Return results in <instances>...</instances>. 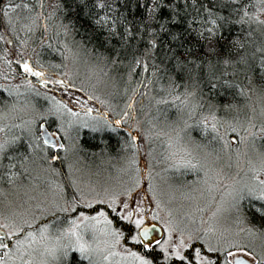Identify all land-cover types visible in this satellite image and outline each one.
Returning <instances> with one entry per match:
<instances>
[{"label": "snow or ice", "instance_id": "6c2138e0", "mask_svg": "<svg viewBox=\"0 0 264 264\" xmlns=\"http://www.w3.org/2000/svg\"><path fill=\"white\" fill-rule=\"evenodd\" d=\"M0 63L14 73L4 81H19L0 83V121L19 120L10 98L21 86L32 109L0 122V172L8 183L36 162L50 173L39 198L0 212V264H264V157L244 183L219 172L211 182L192 135L224 147L264 138V121L225 119L210 103L264 83V0H0ZM118 95L123 106L111 103ZM137 97H151L155 116L137 119ZM85 136L115 152L121 179L83 186L68 165L61 182L69 139ZM160 164L205 171L199 195L220 197L206 219L199 207L200 219L161 214ZM224 211L245 227L215 223Z\"/></svg>", "mask_w": 264, "mask_h": 264}, {"label": "rangeland", "instance_id": "374dc122", "mask_svg": "<svg viewBox=\"0 0 264 264\" xmlns=\"http://www.w3.org/2000/svg\"><path fill=\"white\" fill-rule=\"evenodd\" d=\"M52 0H50L51 2ZM0 63V69L3 66V69L0 70V74L14 75L10 72L9 68L4 64ZM80 73L86 78L87 71L83 65L79 68ZM35 82V77H30ZM15 81H4L2 76H0V83H17ZM123 87V84L120 85ZM104 92H111L110 88L103 89ZM20 97H11L12 99H17L14 102L17 104L16 110L13 113L14 117H19V120H8L0 121L5 122L11 125L12 123H19L20 120H25L32 114V109L25 106V99L29 98L28 94L23 91V86H21ZM126 97L116 96L111 103L113 105L123 106ZM248 102L243 106H234L232 110H228L225 114L218 115L225 119H232L233 117L239 116L243 119L246 115L253 118V123L257 127L261 126V121H264V91L258 90L252 95V98L248 97ZM12 101V100H11ZM13 102V101H12ZM35 103V101H32ZM90 106L94 108L96 105L89 102ZM144 108L141 110L140 104H137L136 112L137 119L146 121L148 116H155V113H149L145 109V104L149 107L151 106V97L144 102ZM7 105L0 107V111H4ZM254 109V112L251 111ZM103 110V108H101ZM173 114H177L174 112ZM91 119V117H86ZM254 131V129H249V132ZM193 135V133H192ZM3 138V134H0V139ZM257 138L259 141L253 140L251 136L245 134V139L239 144H232L229 147H224L223 143L221 150H209L202 142L195 138L196 144L198 147L196 151L199 154L201 164L203 169L206 170L209 176L212 177L211 182H216L215 173L219 172L228 181H236L239 183L246 182L252 175L251 168L260 167V160L264 157V138L261 139V134L257 133ZM69 151L67 153V159L64 161L65 167L62 169L64 175L60 177L61 182L65 180V177L69 173L70 169L68 165L72 166V169H75V176L84 182L83 186H87L90 183H96L103 185L105 183H112L119 179L121 176L118 173L120 163L114 158L115 152L112 153V158L109 156L104 160L107 161L103 163L100 170L96 169L95 163H89L85 157L78 155L77 150L74 145H80V139L70 138L68 141ZM96 157V156H95ZM98 157V156H97ZM231 161L234 163L231 164ZM40 163V162H39ZM58 164H56L57 166ZM60 165V164H59ZM99 165V164H98ZM55 167V165H54ZM166 168L165 165L160 164L156 166L155 169V185L158 192L163 193V199L166 203V208L162 210L161 214L163 215L164 211H167L169 208L172 212L181 216L185 212L193 213L197 219L201 218V213L196 211V209L203 208V218L208 217V213L215 209L216 204L213 201H219V195H204L200 196L199 192L204 187L202 181L205 176V171L201 169L196 170H184L181 169L179 173H174L173 170L161 171V169ZM34 173L37 172L36 179L25 175L24 177H15L12 179V183H6L1 185L0 183V212L5 211L12 206L21 205L22 200H27L29 197L39 198L43 192L47 190L48 186V177L50 173L40 166H36L35 169H31ZM264 175V173H262ZM3 179V178H2ZM4 184V183H2ZM171 186V187H170ZM29 203H36V200H30ZM83 210V209H81ZM70 215V214H69ZM214 222L229 228L236 227H245L244 223L237 224L236 216L227 211L222 212L217 217L214 218ZM257 227H264V225H257ZM97 239L103 241V236L99 235ZM254 244L259 246L261 240L257 238L254 241ZM119 250V249H117ZM259 250V247H258ZM120 259V258H117Z\"/></svg>", "mask_w": 264, "mask_h": 264}, {"label": "trees", "instance_id": "16d2710c", "mask_svg": "<svg viewBox=\"0 0 264 264\" xmlns=\"http://www.w3.org/2000/svg\"><path fill=\"white\" fill-rule=\"evenodd\" d=\"M54 2V0H52L51 2H50V0H48V3L49 4H52ZM47 58V57H46ZM2 65H3V63H1ZM1 65V66H2ZM3 69V66H2V68L0 69V70H2ZM248 87H251L252 89H253V93H251L249 96L252 98V95L254 94V92L256 91V90H258L259 92L261 91V90H263L264 91V83H261V81L260 80H258V79H254L252 82H251V84H249L248 85ZM141 91H143V89H141ZM208 95V93L207 92H205V96H207ZM249 96H247V97H245V96H241V95H234V96H230V97H227V98H221V97H217V98H211L210 99V103L212 104V105H217V104H219L220 106H223L224 104H232V105H236V106H243L245 103H247L248 102V97ZM148 99H150V97L149 98H147V99H145V98H143V97H137V100H136V104H141V102H147V100ZM10 100H12L13 102L15 101V100H17L16 98L15 99H12V98H10ZM1 106H3V105H0V107ZM5 106V105H4ZM136 108H139V106L138 107H136ZM145 109L149 112V113H155V107H153L152 105L149 107V105L147 106V104H145ZM171 111V110H170ZM175 111H173L172 112V115H175V114H173ZM193 135H194V137L195 138H197V140H201V139H199L201 136H199V135H197L195 132H193ZM210 139H212V137H210L209 138V140L206 142V144L208 145V146H213V144L210 142ZM260 139V138H259ZM259 139L258 138H256V141H259ZM261 139H263V138H261ZM93 143V141H91V140H89L88 139V137L87 136H85V137H83L82 139H81V144L84 146V148H86L87 149V151H85L84 152V157H85V159L89 162V163H95V165L97 166L96 168L97 169H100V168H102V165H103V161L106 159V157L107 156H112V153L114 152L112 149H109V151L107 152V153H105V154H103V155H101V153H100V150L99 149H97V148H93V147H91V144ZM112 143L114 144L115 143V141H112ZM89 155H92V156H98L97 157V159L96 160H94V159H91V158H89ZM82 156V155H81ZM38 164L39 163H35V165L36 166H38ZM56 164H58L57 166H56ZM99 164V165H98ZM55 165V167H57V168H59L60 167V165H59V163L57 162V163H55L54 164ZM53 165V166H54ZM40 166H41V164H40ZM3 178V179H2ZM15 178V177H14ZM0 183H1V185H5L6 183H8V180H7V178H5L3 175H2V172H0ZM2 183H4V184H2Z\"/></svg>", "mask_w": 264, "mask_h": 264}, {"label": "bare ground", "instance_id": "6f19581e", "mask_svg": "<svg viewBox=\"0 0 264 264\" xmlns=\"http://www.w3.org/2000/svg\"><path fill=\"white\" fill-rule=\"evenodd\" d=\"M253 93V92H252ZM255 93V92H254ZM233 106H235V105H233ZM205 107L207 108V105H205ZM226 111H228V110H226V109H224V107L223 106H221L220 107V110H219V114H225V112ZM194 136V135H193ZM210 137H212V135L211 134H208V135H206V136H201L199 139H201L200 140V142H202L209 150H217V151H219V150H221V147H223L222 146V142H220V141H218V140H213V139H210V142L213 144V146H208L207 144H206V142L209 140V138ZM80 145H81V139H80ZM76 152H78V155H83L84 154V152L85 151H76ZM89 158H91V159H94V160H96L97 159V157H95V156H92V155H89ZM107 161H103L102 163H106ZM37 163H39V162H37ZM232 163H234V161H231V164ZM40 164V163H39ZM38 164V165H39ZM36 168V165L35 164H33V165H31L30 166V170L31 169H35ZM97 169V168H96ZM97 170H100V169H97ZM36 175H37V172H35L34 171V173L31 171V174H30V176L29 175H27L28 177H30V178H33L34 179V181H35V179H36ZM15 179V178H14Z\"/></svg>", "mask_w": 264, "mask_h": 264}, {"label": "flooded vegetation", "instance_id": "af4514ba", "mask_svg": "<svg viewBox=\"0 0 264 264\" xmlns=\"http://www.w3.org/2000/svg\"><path fill=\"white\" fill-rule=\"evenodd\" d=\"M0 255H2V253H0Z\"/></svg>", "mask_w": 264, "mask_h": 264}]
</instances>
